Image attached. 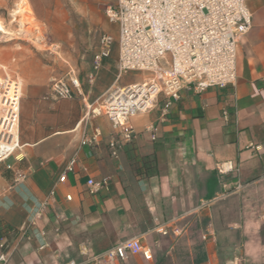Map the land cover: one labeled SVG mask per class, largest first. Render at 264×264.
I'll return each instance as SVG.
<instances>
[{
	"label": "crops",
	"instance_id": "0c3cea01",
	"mask_svg": "<svg viewBox=\"0 0 264 264\" xmlns=\"http://www.w3.org/2000/svg\"><path fill=\"white\" fill-rule=\"evenodd\" d=\"M246 5L252 27L238 44L235 87L182 91L166 122L160 96L131 119L137 137L118 159L110 119L89 108L131 85L117 80V47L90 79L98 41L70 99L57 100L47 81L20 85L19 145L0 163V221L12 229L0 264H82L130 239L151 248L153 260L114 264H232L264 254V0ZM96 130L98 141L83 145ZM223 164L234 170L221 174ZM17 173L26 180L16 183ZM104 178L107 189L92 194L88 181Z\"/></svg>",
	"mask_w": 264,
	"mask_h": 264
},
{
	"label": "built area",
	"instance_id": "2783aa9c",
	"mask_svg": "<svg viewBox=\"0 0 264 264\" xmlns=\"http://www.w3.org/2000/svg\"><path fill=\"white\" fill-rule=\"evenodd\" d=\"M109 24L115 26L117 39L103 33L99 37L100 51L94 58L93 75L100 71L103 59L110 55L117 44V80L129 73L148 72L151 79L141 82L144 87L142 100H133L136 84L115 88L104 101L91 105L92 116L106 115L115 132L108 147L113 159L119 158L124 147L134 143L137 133L131 119L153 108L160 96L164 105L160 121L166 122L174 102L180 99L184 90L201 94L212 88L235 87L237 81V50L240 40L252 27V15L246 0H115L106 10ZM264 80V78H263ZM81 84L74 74L55 79L51 84L53 96L57 100L70 99L73 89L80 92ZM20 83L8 79L2 85L0 80V105L4 115L0 116V163L7 160L17 149L13 129L18 131V106ZM155 99L151 100V91ZM8 101V103L6 102ZM15 107V108H14ZM152 140H156L155 129L150 128ZM101 133L96 130L83 145L95 144ZM76 160L66 166L59 182L64 183L67 173L73 172ZM234 170L230 164H223L221 174ZM27 178L17 173L16 183ZM109 179H90L89 191L97 194L107 189ZM54 193H52L53 195ZM71 200V197H67ZM43 205L31 221L39 219L45 210ZM12 229L0 221V248H5V239ZM42 246L40 249H44ZM86 255V253H84ZM130 256H142L153 260L152 249L143 246L140 239L123 241L100 255L89 257L82 264H114L126 262ZM1 262H7V255H0ZM65 264H79L69 261Z\"/></svg>",
	"mask_w": 264,
	"mask_h": 264
},
{
	"label": "rangeland",
	"instance_id": "374dc122",
	"mask_svg": "<svg viewBox=\"0 0 264 264\" xmlns=\"http://www.w3.org/2000/svg\"><path fill=\"white\" fill-rule=\"evenodd\" d=\"M115 0H0V80L29 85L68 74L78 75L81 62L95 51L103 33L117 39L107 8ZM117 47L115 43L113 48ZM152 75L133 72L121 84L146 82ZM129 86V85H128ZM0 105V116L4 115ZM232 264H264V254L234 258Z\"/></svg>",
	"mask_w": 264,
	"mask_h": 264
},
{
	"label": "bare ground",
	"instance_id": "6f19581e",
	"mask_svg": "<svg viewBox=\"0 0 264 264\" xmlns=\"http://www.w3.org/2000/svg\"><path fill=\"white\" fill-rule=\"evenodd\" d=\"M0 33L9 34V32L4 29L1 22H0ZM118 88H120L122 90L123 87H118ZM133 93H134L133 94L134 98H133L132 102L134 100H137V99L142 100L143 95H144V87H140V84L136 83V86L134 87ZM155 97H156L155 90H153V91H151V100H154ZM5 98L6 97L2 95V98L0 99V104L4 102ZM6 102L8 103V101H6ZM13 133H14V140L18 141V131H17L16 125L14 126Z\"/></svg>",
	"mask_w": 264,
	"mask_h": 264
},
{
	"label": "trees",
	"instance_id": "16d2710c",
	"mask_svg": "<svg viewBox=\"0 0 264 264\" xmlns=\"http://www.w3.org/2000/svg\"><path fill=\"white\" fill-rule=\"evenodd\" d=\"M146 174L148 175L150 172H149V168L145 170Z\"/></svg>",
	"mask_w": 264,
	"mask_h": 264
}]
</instances>
